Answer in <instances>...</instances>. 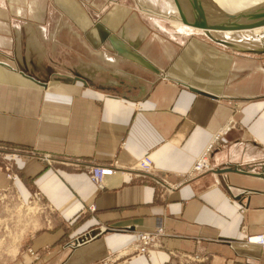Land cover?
I'll use <instances>...</instances> for the list:
<instances>
[{"label":"crops","instance_id":"0c3cea01","mask_svg":"<svg viewBox=\"0 0 264 264\" xmlns=\"http://www.w3.org/2000/svg\"><path fill=\"white\" fill-rule=\"evenodd\" d=\"M110 4L95 22L80 0H0V197L41 192L52 208L45 228L15 221L18 254L5 247L0 264H264V246L249 241L264 236V56L173 44L118 0L94 8ZM65 17L84 36L82 82L54 79L64 32L79 37ZM42 154L81 166H49ZM144 157L153 168L143 177L116 174L104 190L89 177L91 165L130 168ZM156 225L164 246L137 254V230ZM45 249L54 254L34 257Z\"/></svg>","mask_w":264,"mask_h":264},{"label":"rangeland","instance_id":"374dc122","mask_svg":"<svg viewBox=\"0 0 264 264\" xmlns=\"http://www.w3.org/2000/svg\"><path fill=\"white\" fill-rule=\"evenodd\" d=\"M96 0H80L81 3H86L87 7L90 9V12L92 14V19L95 22H98L100 20H102V16L106 13V11L108 10V8H110L111 6H113V4H110L108 6H106L102 12H98L97 9L94 8V3ZM119 3L121 5H124L127 8H130L132 10V12L134 14H136V16L138 17L137 19H141L142 22L148 26L150 28V32L151 35H153L154 33L159 34L161 37H165V39L169 40L170 42H172L174 44L175 40L171 38V36L174 38H182V40H180V43H184L187 42L189 40H193V39H197V40H204L205 42H211L214 44L215 43L213 40H211L209 37L202 35L201 32H197L196 30H194V28L192 30H178V28H174L172 25V23L174 21H179L181 22L180 24L183 26H185V28H190L189 26H187L184 22V20L181 18V12L175 2V0H118ZM215 2H220V0H214ZM213 0L209 1L206 0V2L210 5L206 13V17L209 16L208 14L212 13L215 16H220L221 14L223 15H229L230 10H226L228 7L225 8H221L220 6H218L217 4H215ZM234 2H238L237 0H233ZM240 1V0H239ZM196 2V1H195ZM241 2V1H240ZM196 5L200 8L201 10V6L198 5V3H196ZM110 6V7H109ZM204 7V6H203ZM239 7V6H238ZM215 10V12L210 11V10ZM218 9V10H217ZM100 11V10H99ZM219 11V12H217ZM223 11V12H222ZM209 12V13H208ZM54 13V19H62L61 17H59L57 12H53ZM52 13V14H53ZM150 13V14H149ZM205 12L203 11L202 14H204ZM179 18V19H178ZM209 18V17H208ZM211 18V17H210ZM66 22H69L71 25H73L76 29L77 32L79 33V37H75L73 35L69 34V31H65V36L66 38H68L70 41H68L69 43H67V47L64 49V52H55V59L53 60V64H54V69H55V76L54 79L55 80H60L63 82H69V83H74V82H82V63L84 62V59H82V54L85 50L84 48V43H82L84 40V36L82 34V30H78L79 28L76 27V25L74 24V22L69 19L68 17H65ZM55 20V21H56ZM160 23L161 26H165L163 27L164 30L160 31L159 28L155 27V23ZM63 24V23H62ZM64 26V25H63ZM72 26V28H74ZM60 30H63L64 28L60 27ZM154 32V33H153ZM181 32V33H180ZM59 34V33H58ZM182 34H199L196 36H189V35H182ZM181 35V36H180ZM177 36V37H176ZM218 38L221 39H225L228 38V40H230L231 42H238V41H242L244 43H242L243 45H252L254 46L256 43L254 41H246L247 39H251L253 37L256 36L255 32H250V33H243V34H220L218 35ZM81 41V42H80ZM178 42V41H177ZM181 43V44H182ZM259 44V43H258ZM57 46V44H56ZM88 48V47H87ZM60 49V47H56V50ZM110 51V49L108 47H104L103 51L107 52ZM254 55V54H253ZM264 56V54H258L257 56ZM95 61V60H94ZM118 65H116V63L110 64L108 61H100V68L101 67H106V68H113L112 70L115 71H119V73L121 72H127L125 71L126 69V65L125 63H117ZM86 66V65H84ZM136 70H138L137 68H135ZM111 70V69H110ZM216 143V142H215ZM217 144V143H216ZM0 147L2 148L3 146L0 145ZM5 148V147H3ZM8 152L9 151H14L13 147L8 146ZM27 155H30L28 153H25ZM14 154L8 153L7 154V161H5L7 163V177L10 181L14 182L16 179L15 173L13 174L11 172V167H12V160L15 158L13 156ZM49 154H42L40 155V158H42L46 164H48L49 166H51L55 163H61L64 165H68V166H72V167H78L81 166L80 161L78 160H65V159H59L56 157H53L52 155ZM144 158H148V157H144ZM144 158L140 159L135 165H133L130 168H126L122 165L117 164V162H113L112 164H109L107 167H114V175L118 174V175H122L123 177L129 175H136L137 177H143L144 175H147V173L149 174V172H144L142 169L136 168V165L141 162V160H143ZM10 166V167H9ZM97 166H89V177L91 178V174L90 172L92 171V169H94ZM132 169V170H129ZM135 176V177H136ZM93 182V181H92ZM94 183V182H93ZM96 185V183H94ZM105 184V181H104ZM97 186V185H96ZM98 188V187H97ZM98 190H100L98 188ZM8 194L9 195H14V197H10L9 195H7V200L5 201L4 204L0 203V213H2L1 215H7L6 221L9 222V218L10 214L12 213V216H20V210L23 212V218L27 219L29 222V226L31 225L30 223L32 222V225L34 224L33 222L36 223L35 226H37V228H45V223H47V215L48 213L51 215V211L52 208L51 206L46 203V200L42 197L41 192H38L37 194L41 195L38 198V203H34V204H27L26 206H28V208H24V209H20L18 206L21 205V203L17 202V195H19V191L15 190V188H9L8 190ZM5 193H2V195H4ZM35 195V194H34ZM35 200L36 197L35 196H30L26 201L30 202L32 200ZM23 200V199H22ZM25 202V201H24ZM26 203V202H25ZM94 206H91L90 208H88V210H94L93 208ZM27 212V213H26ZM37 216V218H36ZM26 217V218H25ZM20 220V219H19ZM33 220V221H31ZM15 218L13 217V219H11L10 224L7 223V225L5 227L2 226V222L0 221V253L4 252V248L6 247L8 249V251L6 252V257L9 258H13L16 257V255L18 254V252L15 250V242L19 241V238L16 237V232L15 233ZM49 222H51V220L49 219ZM25 224V223H23ZM26 225V224H25ZM101 227H103V225H100ZM5 228L7 229L5 231ZM160 225H156L155 229L153 230H137V240L134 242L135 243V247L138 249L136 252L137 254H142V255H150L151 251L154 249H158L161 248L162 246H164V240L166 237L163 236L162 232H159L160 229ZM106 229H110L108 227H106ZM163 230V228H161ZM47 229H43V231L41 230V232H46ZM104 231H106L104 229ZM165 231V230H164ZM150 234V238L152 241H150V245L146 246L145 248L142 247V243L143 242V237L144 235ZM16 235V236H15ZM91 236V235H90ZM89 236V237H90ZM81 241L83 242L84 239H81ZM70 245H73V243L69 242ZM80 243V241L77 242V245ZM76 244V243H75ZM141 249H145V252H142ZM19 251V250H18ZM54 254V252L52 251H46L45 250H39L37 252H33L34 257L38 258V259H43L47 258V257H51V255ZM187 258L189 259V257L187 256Z\"/></svg>","mask_w":264,"mask_h":264},{"label":"bare ground","instance_id":"6f19581e","mask_svg":"<svg viewBox=\"0 0 264 264\" xmlns=\"http://www.w3.org/2000/svg\"><path fill=\"white\" fill-rule=\"evenodd\" d=\"M196 1V2H195ZM211 1V0H209ZM214 1V0H213ZM238 2H234L233 0H220V2H215V4H217L218 6H220L221 8H225L228 7L226 10H230L231 14H227V15H223L221 14L220 16H215L214 14H210L209 12V16L206 17V13L208 11L209 8V4L206 2V0H175L179 10H180V14H181V18L184 20L185 24L187 26H189L190 28H185V26L182 27V25L180 24L181 22H177L174 21L172 24V26L174 28H178V30H192L194 28V30H196L197 32H201L202 34H204L205 36L209 37L211 40H213L215 43L225 46L226 48L233 50L236 53H240V54H252L253 53H248V50L250 51H255L256 53L254 55H258L257 51L264 49V26L261 27H256L253 29H241V30H226V29H219L220 27H214L218 24H223L224 22H228L231 20H238L235 17H240V16H246V15H253V14H264V0H237ZM196 3H198L199 6H201V10L200 8L196 5ZM204 6V7H203ZM239 6V7H238ZM218 10V9H217ZM203 11L205 12L204 14ZM216 13L215 10H210ZM219 12V11H217ZM223 12V11H222ZM150 14V13H149ZM209 17V18H208ZM211 17V18H210ZM179 19V18H178ZM198 21L202 24H204L206 27H198V26H194V21ZM203 26V25H202ZM188 31V30H187ZM250 32H255L256 36L253 37L252 39H247L246 41H254L255 42H262L263 46L262 47H255V46H251V45H240L239 43L236 42H231L230 40H228V38L225 39H221L218 38L219 33L220 34H243V33H250ZM2 197H5V195H1ZM21 200V199H20ZM22 201V200H21ZM28 203V202H26ZM25 202L22 201V204L19 205L18 207L20 209H24L21 206L24 205ZM27 213V212H26ZM13 214H10L9 218V222L6 221V218H1L0 217V221L2 222V226L5 227L7 225V223L10 224L11 219H13V217L15 218L16 225H21L24 222V218H23V212L20 210V216H12ZM7 216V215H6ZM20 219V220H19ZM15 224V222H14ZM8 226V225H7ZM7 229L5 228V231Z\"/></svg>","mask_w":264,"mask_h":264},{"label":"built area","instance_id":"2783aa9c","mask_svg":"<svg viewBox=\"0 0 264 264\" xmlns=\"http://www.w3.org/2000/svg\"><path fill=\"white\" fill-rule=\"evenodd\" d=\"M218 139V137H216V140ZM213 148V144L210 145L209 147V151ZM208 151V152H209ZM136 168L142 169L144 172H151L152 168H153V160L148 157V158H144L143 160H141V162H139L136 165ZM208 170V159L206 157V153L202 156V158L196 163L195 165V171L198 173H203L205 171ZM115 173L114 171V167H107V166H97L94 169H92V171L90 172L91 174V181H93L94 183H96L97 187L100 190H104L105 188V184L104 181L106 180L107 177L113 176ZM32 200V199H31ZM36 200V199H35ZM5 201L7 200V197H0V203L4 204ZM17 202L22 204V201L20 200V198H17ZM29 204H34V203H38L34 200L28 202ZM28 203H25L24 205H22V208H28V206H26ZM159 232L163 233V230L160 228ZM150 234L144 235L143 237V242L142 243V247L145 248L146 246L150 245ZM249 241L251 242H255L257 244H260L262 246H264V236H255V237H251L249 239ZM142 252H145V249H141Z\"/></svg>","mask_w":264,"mask_h":264},{"label":"water","instance_id":"95a60500","mask_svg":"<svg viewBox=\"0 0 264 264\" xmlns=\"http://www.w3.org/2000/svg\"><path fill=\"white\" fill-rule=\"evenodd\" d=\"M238 20H231L228 22H224L223 24H218L214 27H220L219 29H226V30H241V29H253L256 27H261L264 26V14H253V15H246V16H240V17H235ZM194 26L198 27H203L205 28L206 26L197 20L194 21ZM203 25V26H202ZM248 53H253L255 54V51H250L248 50ZM257 54H264V49L257 51Z\"/></svg>","mask_w":264,"mask_h":264}]
</instances>
